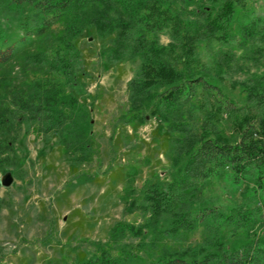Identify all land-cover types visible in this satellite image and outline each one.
Returning <instances> with one entry per match:
<instances>
[{"label": "trees", "instance_id": "trees-1", "mask_svg": "<svg viewBox=\"0 0 264 264\" xmlns=\"http://www.w3.org/2000/svg\"><path fill=\"white\" fill-rule=\"evenodd\" d=\"M189 4L185 18L181 11ZM250 6L251 0L6 3L8 20L23 17L18 35L0 36V169L15 159L21 127L55 135L61 157L73 166L94 158L95 137L80 80L84 70L74 43L88 28L101 39L100 50L109 60L136 65L127 82V108L117 120L134 125L154 116L169 134L170 167L162 176L152 174L137 188V169L124 171L122 214L139 212L142 222L120 218L104 240L75 244L73 250L84 248V255L62 264H264V238L236 246L217 231L204 245H183L200 224L225 217L224 199L208 190L215 191L220 174L264 169V87L231 84L244 93L237 106L207 77L230 66L229 58H216L212 46L228 41L231 18ZM166 27L170 39L163 44L158 36ZM250 32L242 27L244 35ZM97 174L80 172L75 179L88 181ZM258 177L262 187L264 174Z\"/></svg>", "mask_w": 264, "mask_h": 264}, {"label": "rangeland", "instance_id": "rangeland-1", "mask_svg": "<svg viewBox=\"0 0 264 264\" xmlns=\"http://www.w3.org/2000/svg\"><path fill=\"white\" fill-rule=\"evenodd\" d=\"M8 1L0 0V36L13 38L18 35L23 13L8 20L4 11ZM192 6L189 4L181 15L190 17L187 11ZM230 24L233 30L228 41L212 46L216 58H229L230 66L221 73L211 70L207 77L241 106L244 93L239 94L231 84L264 87V0H251V6L235 13ZM242 27L251 32L244 35ZM169 39L166 27L158 40L164 44ZM74 43L84 70L80 80L95 137L94 158L73 166L61 157L55 135L19 129L14 144L16 157L0 169V177L5 172L12 175L9 186L0 185V264H62L73 255L81 258L85 249L73 250L75 244H85V239L104 240L120 218L142 222L139 212L122 214L119 195L126 168L137 169L133 183L139 188L152 174L162 176L170 167L169 134L154 116L134 125L117 120L127 108V82L136 65L109 60L100 50L101 39L90 28ZM257 170L235 174L227 169L218 176L215 191L208 186L210 192L224 199L221 202L226 207L221 211L228 219L216 218L210 226L200 224L183 245H204L208 237L220 231L225 243L236 246L256 244L264 238V185L260 187L258 180L264 169L260 173ZM80 172L98 174L91 180L77 181L75 175ZM127 238L138 242V238ZM147 241L145 238L144 243ZM139 250L138 256H142ZM141 262L133 264H144Z\"/></svg>", "mask_w": 264, "mask_h": 264}, {"label": "water", "instance_id": "water-1", "mask_svg": "<svg viewBox=\"0 0 264 264\" xmlns=\"http://www.w3.org/2000/svg\"><path fill=\"white\" fill-rule=\"evenodd\" d=\"M11 182H12V175L10 174V172H5L0 177V185L1 186L7 187L11 184Z\"/></svg>", "mask_w": 264, "mask_h": 264}]
</instances>
